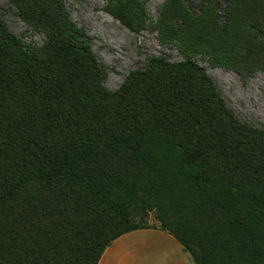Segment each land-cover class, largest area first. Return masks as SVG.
I'll return each mask as SVG.
<instances>
[{
	"label": "trees",
	"instance_id": "obj_1",
	"mask_svg": "<svg viewBox=\"0 0 264 264\" xmlns=\"http://www.w3.org/2000/svg\"><path fill=\"white\" fill-rule=\"evenodd\" d=\"M18 1L49 39L26 46L0 20V264H98L149 228L145 196L194 264H264V129L191 57L152 59L109 91L56 0ZM204 1L215 18L218 0ZM191 7L166 0L165 38H183ZM225 14L189 42L242 74L264 69V0H229Z\"/></svg>",
	"mask_w": 264,
	"mask_h": 264
},
{
	"label": "rangeland",
	"instance_id": "obj_2",
	"mask_svg": "<svg viewBox=\"0 0 264 264\" xmlns=\"http://www.w3.org/2000/svg\"><path fill=\"white\" fill-rule=\"evenodd\" d=\"M56 1L76 33L91 46L104 72L103 85L109 91L118 90L132 72L145 70L152 59L163 58L178 63L191 57L206 69L226 104L241 122L264 129V69L242 74L216 61L205 45L198 47L189 42L195 39L194 34H202L201 38L208 40L205 36L207 29L214 32L219 23H227L225 11L229 0H218L215 18L214 11L204 0H190L192 13L187 22L176 18L177 24L185 30V41L183 38L172 41L165 38L157 26L166 0ZM0 20L26 46L43 47L49 39L46 29L34 25L26 16L24 4L18 0H0ZM260 37L264 42V25ZM175 191L185 189L183 186L165 187L163 193L167 195ZM145 197L148 210L142 225L162 228L156 199Z\"/></svg>",
	"mask_w": 264,
	"mask_h": 264
},
{
	"label": "crops",
	"instance_id": "obj_3",
	"mask_svg": "<svg viewBox=\"0 0 264 264\" xmlns=\"http://www.w3.org/2000/svg\"><path fill=\"white\" fill-rule=\"evenodd\" d=\"M98 264H194L181 243L159 228L138 229L114 240Z\"/></svg>",
	"mask_w": 264,
	"mask_h": 264
}]
</instances>
